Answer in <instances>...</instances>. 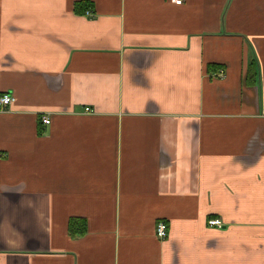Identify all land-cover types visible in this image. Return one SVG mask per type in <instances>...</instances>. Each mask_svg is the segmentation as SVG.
<instances>
[{
  "label": "crops",
  "instance_id": "1",
  "mask_svg": "<svg viewBox=\"0 0 264 264\" xmlns=\"http://www.w3.org/2000/svg\"><path fill=\"white\" fill-rule=\"evenodd\" d=\"M8 91L0 264H264V0H0Z\"/></svg>",
  "mask_w": 264,
  "mask_h": 264
},
{
  "label": "built area",
  "instance_id": "2",
  "mask_svg": "<svg viewBox=\"0 0 264 264\" xmlns=\"http://www.w3.org/2000/svg\"><path fill=\"white\" fill-rule=\"evenodd\" d=\"M172 2L176 3V4H181L183 3L184 0H171ZM87 14H91L90 11L86 10ZM223 75V74H220ZM15 100V96L13 95L12 92L8 91V92H4L0 95V106L1 108H7L9 106V104L11 102H13ZM86 111H91V109L89 107L85 108ZM43 122L48 123L50 122L49 117L47 116H43ZM208 224L210 226H218V227H222V222L220 219L218 218H210L208 220ZM167 231H168V226H167V222L164 220H159L156 224L155 227V232L157 234L158 237L160 238H165L167 235Z\"/></svg>",
  "mask_w": 264,
  "mask_h": 264
},
{
  "label": "trees",
  "instance_id": "3",
  "mask_svg": "<svg viewBox=\"0 0 264 264\" xmlns=\"http://www.w3.org/2000/svg\"><path fill=\"white\" fill-rule=\"evenodd\" d=\"M68 227L72 233H74L75 230L81 232L85 230L84 221L81 222L79 218H71L68 222Z\"/></svg>",
  "mask_w": 264,
  "mask_h": 264
}]
</instances>
